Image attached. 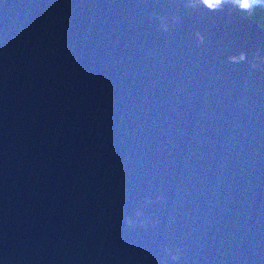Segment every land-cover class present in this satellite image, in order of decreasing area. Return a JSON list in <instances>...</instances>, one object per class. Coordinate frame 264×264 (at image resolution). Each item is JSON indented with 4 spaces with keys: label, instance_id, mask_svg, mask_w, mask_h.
I'll use <instances>...</instances> for the list:
<instances>
[{
    "label": "water",
    "instance_id": "1",
    "mask_svg": "<svg viewBox=\"0 0 264 264\" xmlns=\"http://www.w3.org/2000/svg\"><path fill=\"white\" fill-rule=\"evenodd\" d=\"M258 55L228 7L0 0V264H264Z\"/></svg>",
    "mask_w": 264,
    "mask_h": 264
},
{
    "label": "clouds",
    "instance_id": "2",
    "mask_svg": "<svg viewBox=\"0 0 264 264\" xmlns=\"http://www.w3.org/2000/svg\"><path fill=\"white\" fill-rule=\"evenodd\" d=\"M182 3L184 8L193 11L203 8L208 12H217L228 7L238 11L243 18L254 17L257 9L264 11V0H182ZM257 23L261 30H264V16L260 17ZM196 35L198 40L202 39L199 33ZM238 57L241 61L246 59L244 53H239ZM250 63L253 68L257 66V63L264 64V55H258ZM171 259L176 260L178 257L173 255Z\"/></svg>",
    "mask_w": 264,
    "mask_h": 264
},
{
    "label": "trees",
    "instance_id": "3",
    "mask_svg": "<svg viewBox=\"0 0 264 264\" xmlns=\"http://www.w3.org/2000/svg\"><path fill=\"white\" fill-rule=\"evenodd\" d=\"M264 16V11H261L259 9L256 10V12L254 13V17H251V18H247L249 19L250 21L254 22L257 26H258V23L257 21L260 19V17ZM259 27V26H258Z\"/></svg>",
    "mask_w": 264,
    "mask_h": 264
}]
</instances>
